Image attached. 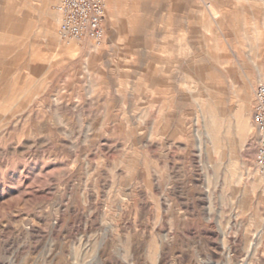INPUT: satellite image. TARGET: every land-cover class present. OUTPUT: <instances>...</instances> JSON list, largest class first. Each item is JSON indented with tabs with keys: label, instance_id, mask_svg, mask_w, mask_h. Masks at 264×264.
Returning a JSON list of instances; mask_svg holds the SVG:
<instances>
[{
	"label": "rangeland",
	"instance_id": "obj_1",
	"mask_svg": "<svg viewBox=\"0 0 264 264\" xmlns=\"http://www.w3.org/2000/svg\"><path fill=\"white\" fill-rule=\"evenodd\" d=\"M0 0V264H264V0Z\"/></svg>",
	"mask_w": 264,
	"mask_h": 264
},
{
	"label": "built area",
	"instance_id": "obj_2",
	"mask_svg": "<svg viewBox=\"0 0 264 264\" xmlns=\"http://www.w3.org/2000/svg\"><path fill=\"white\" fill-rule=\"evenodd\" d=\"M105 6V0H56L58 35L65 40L101 41ZM251 120L257 131L254 162L264 177V78L254 89Z\"/></svg>",
	"mask_w": 264,
	"mask_h": 264
},
{
	"label": "bare ground",
	"instance_id": "obj_3",
	"mask_svg": "<svg viewBox=\"0 0 264 264\" xmlns=\"http://www.w3.org/2000/svg\"><path fill=\"white\" fill-rule=\"evenodd\" d=\"M58 21H59V18H58Z\"/></svg>",
	"mask_w": 264,
	"mask_h": 264
}]
</instances>
